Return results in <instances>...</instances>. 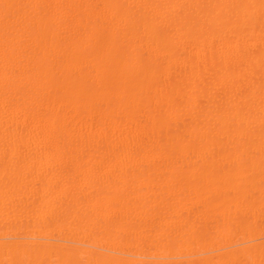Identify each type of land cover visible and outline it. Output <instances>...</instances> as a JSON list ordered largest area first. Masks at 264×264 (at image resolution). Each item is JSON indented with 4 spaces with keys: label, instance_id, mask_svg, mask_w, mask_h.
I'll return each instance as SVG.
<instances>
[{
    "label": "bare ground",
    "instance_id": "obj_1",
    "mask_svg": "<svg viewBox=\"0 0 264 264\" xmlns=\"http://www.w3.org/2000/svg\"><path fill=\"white\" fill-rule=\"evenodd\" d=\"M0 264H264V0H0Z\"/></svg>",
    "mask_w": 264,
    "mask_h": 264
}]
</instances>
